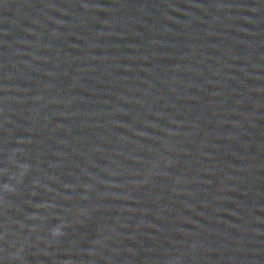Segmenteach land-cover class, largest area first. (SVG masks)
<instances>
[{
	"label": "water",
	"instance_id": "obj_1",
	"mask_svg": "<svg viewBox=\"0 0 264 264\" xmlns=\"http://www.w3.org/2000/svg\"><path fill=\"white\" fill-rule=\"evenodd\" d=\"M0 264H264V0H0Z\"/></svg>",
	"mask_w": 264,
	"mask_h": 264
}]
</instances>
